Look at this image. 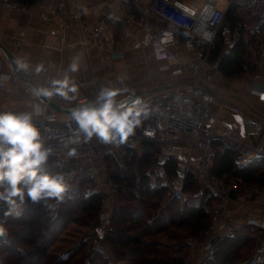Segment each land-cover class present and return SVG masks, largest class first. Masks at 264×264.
Returning <instances> with one entry per match:
<instances>
[{"label": "crops", "instance_id": "0c3cea01", "mask_svg": "<svg viewBox=\"0 0 264 264\" xmlns=\"http://www.w3.org/2000/svg\"><path fill=\"white\" fill-rule=\"evenodd\" d=\"M58 1L46 0L43 6L29 3L28 9L25 11L0 8V42L39 88L42 85L49 86L53 79L63 78L65 75L76 82L78 94L71 100L53 96L52 100L60 106L70 107L84 103L91 98L93 90L97 94L102 86L122 89L123 92L117 99L138 90L141 100H143L148 94L160 89L192 83L189 71L198 66L201 51L194 39L183 28L166 20L160 22L163 26L170 27V30L166 31L162 37L163 43L176 54L178 60L188 69L183 74L171 76L167 71L161 69L165 59L156 56L151 45V36L139 24L138 12L131 4H126L123 0H79L83 7L81 25L89 40L85 48L77 40L74 21H67L64 14L58 11ZM171 1L190 11L189 7L194 5L197 0ZM76 2L77 0H66V12H72ZM110 11L114 12V17L110 20V33L115 40L117 49L122 52V55L119 56L110 54L105 45H95L89 33L93 25L100 22ZM261 39L264 40V34ZM260 50L264 52V43ZM73 58L79 62V68L74 73L68 71ZM259 60L258 63H253L255 66L245 62L247 71L234 76H225L219 70L214 71L210 63H207L199 70L203 74L212 72L213 82L207 83L202 79L197 82L199 85L210 86L220 102L236 106L242 110L244 115L264 122V99L258 97L253 91L256 84L264 88V56H260ZM24 65L27 67H23ZM37 67H41L42 70L37 72L35 70ZM7 74L10 76L6 77ZM33 90L28 82L15 74L0 52V105L18 111L32 110L36 112L43 102L38 95L34 94ZM139 108L145 110V107ZM55 112L61 121H70L69 113L56 110ZM220 118L231 124L244 138L251 136L252 129L246 127L242 114L222 108ZM145 144L148 143H143L133 149L120 148L113 144L110 146L107 160L110 163L112 156L116 158L117 155L121 159L128 153V150H135L138 159L144 152H148L154 156V161L146 171L147 173L157 164H162L159 162L162 157L171 158L176 160L177 170L179 167L186 166L190 168L189 172L195 173V185L192 189H188L187 181L178 172L176 176L167 174L169 182L175 186L181 185L184 191H190L199 186L196 171L200 167L196 162L191 144L173 143L166 146L153 144V149L145 148ZM107 177H110L108 170L101 171L98 180L90 183L94 187L92 186L88 190H97L98 187L104 186ZM248 184L239 182V187L232 193L229 202L232 219L236 225L235 232L231 236L236 239L238 250H241L242 253L239 260L244 264L251 263L255 245L264 232V184H254L261 187V191L252 195L247 193L246 186ZM170 197H172V193L168 191L159 209L164 208ZM110 202L108 193L100 222L110 214ZM178 202L182 204L183 201ZM97 226L98 223L94 226L93 234L96 233ZM187 234L186 228L180 226L169 227L153 234V237L155 241L167 248H172L174 244L178 243L181 246L179 257H181L182 264H201L204 261L203 255L200 251H196L191 244L185 242ZM220 235L225 236V233L221 232ZM183 237L184 239L180 240ZM167 248L165 249L167 250Z\"/></svg>", "mask_w": 264, "mask_h": 264}, {"label": "built area", "instance_id": "2783aa9c", "mask_svg": "<svg viewBox=\"0 0 264 264\" xmlns=\"http://www.w3.org/2000/svg\"><path fill=\"white\" fill-rule=\"evenodd\" d=\"M45 1L33 0L32 4L43 6ZM123 2L136 8L138 22L150 34L151 45L156 56L165 59L161 69L171 76L183 74L188 69L163 43L162 37L166 31L170 30V27L163 26L160 23L161 20L183 28L194 39L201 51L198 66L189 71L192 83L170 86L148 94L137 104L139 107H145L149 113L148 118L142 121L134 135L128 137L125 142L115 145L120 148L133 149L143 143L160 146L173 143L191 144L200 167L197 174L199 186L196 189L184 191L181 185L171 184L162 164H157L147 172V175L152 185H165L172 196L179 201L209 198L210 202L206 207L210 216L208 227L199 237L187 236L185 242L191 244L196 251H200L204 259L211 258L215 254L217 241L222 237L221 232H224L225 236H231L235 232L236 225L232 219L229 202L232 193L239 187L238 180H228L214 173L216 146L221 144L230 149L241 166L264 160V122L244 115L242 110L236 106L220 102L210 86L199 85L197 82L199 79L207 83L213 82L214 79L212 72L203 74L199 68L210 63L214 71L218 70V61L208 62V56L221 27L225 24L227 11L233 8L239 15L235 30L245 27L247 32L256 34L260 26L264 27V0H204L195 14L171 0H123ZM28 7V4L21 0H0V8L4 9L25 11ZM57 9L64 14L67 21H74L77 40L86 48L89 40L81 25L83 7L79 0L72 12H66V0H59ZM113 17L114 12H108L100 22L93 25L89 33L95 45H105L110 54L119 56L122 52L117 49L110 33V20ZM7 75L5 76H10V74ZM46 87L48 85H42L40 88ZM253 91L258 97L264 99V88L261 85L256 84ZM95 96L96 91L93 90L89 100H94ZM47 98L52 99L53 97ZM222 108L243 115L244 124L252 129L249 138H244L231 124L220 118ZM0 109L18 111L1 105ZM33 115L37 126L42 130L45 145L52 150L48 161L41 167L42 171L63 173L68 179L70 188H78L81 183L96 182L99 173L108 170L107 157L110 146L113 144L101 143L95 137L88 142L69 143L75 124L71 121H61L57 112L44 102L39 105L36 112H33ZM70 148H75V156L67 155ZM188 170L186 166L179 167L177 172L184 176ZM105 185L109 188L111 199L109 209L111 210L114 194L122 186L110 177L106 178ZM133 187L135 193H141L143 188L141 175H136ZM246 190L248 194H258L261 187L248 184ZM110 226L109 214L98 224L96 233L90 239L94 247H100L101 239ZM180 247L176 246L173 252L175 255H180ZM250 264H264V232L255 245Z\"/></svg>", "mask_w": 264, "mask_h": 264}, {"label": "trees", "instance_id": "16d2710c", "mask_svg": "<svg viewBox=\"0 0 264 264\" xmlns=\"http://www.w3.org/2000/svg\"><path fill=\"white\" fill-rule=\"evenodd\" d=\"M21 1L27 4L33 2V0ZM238 21L239 15L230 8L225 21L229 31H234ZM261 41L263 44L264 40ZM245 58V45L242 40L225 50L219 42H215L208 56L210 62L218 61V70L225 76L244 74L247 71ZM153 147V143L145 144L147 149ZM127 152L125 155L129 156L128 158L136 156L135 150ZM147 156L151 154L144 152L136 162L143 172L142 199L138 208L130 205V201H133L130 191L134 178L131 179L126 172H121L117 177L111 176L110 171L113 170L115 163L114 160L108 162V175L122 187L114 194L113 207L110 210L112 228L101 239L102 247L89 254L88 260L85 254L86 243H80L68 250L65 257L49 251L50 246L70 221L88 224L98 219L102 213L107 198L103 199L94 191L87 193L81 189L85 183H81L78 188L66 192L63 202L55 211L51 210L48 203L33 204L26 199L18 214L8 215L11 216L12 223L16 227L8 230L6 236L0 238V264H110L103 250L106 247L110 249L114 258L127 259L129 264H181L180 259L162 254L157 242H148L145 237L172 226L185 227L187 233L195 238L201 236L210 223L206 209L210 200L205 197L199 200L186 199L180 204L179 200L172 196L164 208L159 209L168 190L163 184L150 183L146 171L142 170V164ZM162 165L169 176L177 175L176 160L165 159ZM213 171L219 177L228 180L236 179L246 184H264V160L241 166L237 163L234 153L221 144L216 146ZM185 175L184 180L187 181L188 189H192L195 177L191 172H186ZM7 211L8 205L0 201V214L5 215ZM237 251L236 239L230 235L222 236L217 241L214 256L204 259L201 264H236V259L239 260Z\"/></svg>", "mask_w": 264, "mask_h": 264}, {"label": "clouds", "instance_id": "9594fccd", "mask_svg": "<svg viewBox=\"0 0 264 264\" xmlns=\"http://www.w3.org/2000/svg\"><path fill=\"white\" fill-rule=\"evenodd\" d=\"M78 68L79 62L73 58L68 71L74 73ZM35 70L39 72L42 68ZM33 92L38 96H59L71 100L78 94V85L65 75L53 79L48 87L37 88ZM122 92L119 88L102 86L94 100H86L72 107L69 117L75 128L69 143L88 142L95 137L104 144H120L134 135L149 113L139 106H128L118 100ZM51 153L32 110L18 112L0 109V201L8 205L5 215L16 213L26 199L33 204L45 205L49 200L63 202L66 192L70 190L66 176L60 172L41 170ZM67 155L75 156V148H70ZM6 234L0 222V238Z\"/></svg>", "mask_w": 264, "mask_h": 264}, {"label": "rangeland", "instance_id": "374dc122", "mask_svg": "<svg viewBox=\"0 0 264 264\" xmlns=\"http://www.w3.org/2000/svg\"><path fill=\"white\" fill-rule=\"evenodd\" d=\"M244 16V15H243ZM247 20V19H246ZM249 24V22L247 23ZM185 31V30H184ZM187 33V32H186ZM188 35H190L189 33H187ZM264 34V27L260 26L258 28L257 33L255 34L254 32H247V29L241 28L238 30L234 31H229L228 27H227V23L224 24L221 29L220 32L218 33V36L216 38L215 42H219V45L222 47V49H229L231 46H233L235 44V42L242 40V42L245 45V60L246 62L250 63L253 65L258 63L259 57L260 56H264V52H261V45H262V35ZM239 37V39H238ZM261 41V42H260ZM251 65V66H252ZM255 66V65H253ZM157 149V148H155ZM121 154V153H120ZM118 157V158H117ZM116 158H114L112 156V161L114 160L115 166L114 168L110 167V169L112 168L113 170L110 171L111 176H118L121 172H126L128 174V176L131 179H135L136 175H141L143 172L140 170L139 166H137L136 162L138 160V157L135 156L134 158H128L126 155H124L121 159H119V155H117ZM142 156H140L139 158H141ZM146 161L143 162L142 164V170L145 172L147 171L151 166L152 163L154 161V156H147L145 157ZM197 162V161H196ZM154 168V167H153ZM152 168V169H153ZM190 169V168H189ZM189 172V171H188ZM187 172V173H188ZM198 171H196V174H198ZM192 173V172H191ZM193 174V173H192ZM195 174V173H194ZM193 174V175H194ZM134 184V181H133ZM195 185V184H194ZM193 185V187H194ZM93 184H88L85 183L83 185V187L81 189H84L87 193L90 191H94L97 192L103 199H106L108 197V188L107 186H101L98 187L97 190L95 189H90L88 190L90 187H92ZM94 187V186H93ZM132 188L133 185H132ZM70 189H76V188H70ZM132 192V200L130 201V205L133 208H138L139 207V202L142 199L141 193H135L133 191V189H131ZM50 206H51V210L55 211L56 209L59 208L60 203H57V201L55 200H49L47 202ZM21 211V206L16 210V213H19ZM104 213V211L102 210V213L100 215V217L98 219H95L94 221L89 222L88 224H82L80 222H76V221H70L67 226L64 228V230L59 234V236L57 237V239L55 240V242H53V244L50 246L49 251L51 253L57 254L58 256H62L65 257L66 256V252L70 249H73L75 246H77L78 244H82V243H86L87 245V251L85 252L86 255V259L88 260L89 254H91L94 251L99 250L102 247V242L100 243V247H94L90 241V239L92 238L93 235V231H94V226L98 223H100V220L102 218V214ZM150 222V219L148 220ZM0 222L3 223V226L6 229V232L8 230L14 229L16 227L15 224L12 223L11 220V216L8 215H1L0 214ZM174 227V226H172ZM110 228H112V224L110 226ZM109 231V229H108ZM186 236H192L189 233ZM183 238H181L180 240H183ZM145 240L148 242H157L154 240L153 235H149L145 237ZM176 243V242H175ZM157 245L159 247V249L161 250L160 252H162V254H166L168 255L170 258H174V259H180L181 257H179L180 255H175L173 252H175V248L178 245V243L174 244L171 247L168 248L163 245L160 244L159 242H157ZM167 248V250L165 249ZM104 253H105V257L107 258L108 262L110 264H129L127 259H116L114 258V256L111 254L110 249L103 248ZM237 257H239L242 253L241 250L237 251ZM236 257V258H237ZM182 261V260H181ZM236 264L238 263H243L242 261L236 259ZM182 264V262H181Z\"/></svg>", "mask_w": 264, "mask_h": 264}, {"label": "water", "instance_id": "95a60500", "mask_svg": "<svg viewBox=\"0 0 264 264\" xmlns=\"http://www.w3.org/2000/svg\"><path fill=\"white\" fill-rule=\"evenodd\" d=\"M0 52L2 53V56L7 60L8 64L11 66V68L13 69V71L15 72V74L22 78L23 80H25L26 82H28L33 89H37L39 88L32 80L31 78H29L27 76V74L23 71V69L21 68V66L17 63V61L15 60V58L12 56V54L9 52V50L0 42ZM40 98V100L44 103H46L50 108H52L53 110L56 111H60V112H64V113H69V110L74 106H70V107H62L59 104H57L54 100L52 99H48L46 96L43 95H39L38 96ZM122 102H124L125 104H128V106H132L135 107L136 104L141 102V96L140 93L138 92V90H135L134 92H132L131 94L124 96L120 99H118ZM164 157H162L159 162L163 163L164 162Z\"/></svg>", "mask_w": 264, "mask_h": 264}, {"label": "bare ground", "instance_id": "6f19581e", "mask_svg": "<svg viewBox=\"0 0 264 264\" xmlns=\"http://www.w3.org/2000/svg\"><path fill=\"white\" fill-rule=\"evenodd\" d=\"M203 1L204 0H197L194 3V5H192V6L189 7L190 12L193 13V14L197 13V11L200 8V6L202 5ZM177 5H179V4H177Z\"/></svg>", "mask_w": 264, "mask_h": 264}]
</instances>
